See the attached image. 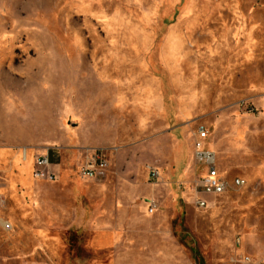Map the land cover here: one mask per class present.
Instances as JSON below:
<instances>
[{
    "label": "rangeland",
    "instance_id": "374dc122",
    "mask_svg": "<svg viewBox=\"0 0 264 264\" xmlns=\"http://www.w3.org/2000/svg\"><path fill=\"white\" fill-rule=\"evenodd\" d=\"M201 141L229 187L205 208ZM96 149L108 168L85 177ZM0 152V264H172L169 224L177 264H254L264 0H0ZM44 154L54 181L34 175Z\"/></svg>",
    "mask_w": 264,
    "mask_h": 264
},
{
    "label": "built area",
    "instance_id": "2783aa9c",
    "mask_svg": "<svg viewBox=\"0 0 264 264\" xmlns=\"http://www.w3.org/2000/svg\"><path fill=\"white\" fill-rule=\"evenodd\" d=\"M201 137L206 138L207 133L202 128ZM203 141L197 143V150L195 153V161L197 166L203 168V173L195 180V204L200 208L208 206L209 202L205 196H221L228 192V182L222 176L218 166V156L213 150L207 149ZM109 161L107 153L103 149H96L86 159L82 168V175L85 177H98L105 173L108 168ZM55 165L52 163L49 154L40 155L35 160L34 175L39 179L54 181L58 178V173L54 169ZM245 180L242 178H235V187H242ZM154 211V207L150 208V212ZM9 229L10 224L6 225ZM240 238L237 239V244H240Z\"/></svg>",
    "mask_w": 264,
    "mask_h": 264
},
{
    "label": "crops",
    "instance_id": "0c3cea01",
    "mask_svg": "<svg viewBox=\"0 0 264 264\" xmlns=\"http://www.w3.org/2000/svg\"><path fill=\"white\" fill-rule=\"evenodd\" d=\"M25 153V154H24ZM3 153L0 152V156L2 155ZM32 158H33V155H32V152H29V149H25V152H23V158L22 159H18V163L20 164V170L23 172V175L26 174V177L25 179L26 180H30L31 179V175H32ZM22 160V161H21ZM56 161V160H54ZM162 220H158L157 222H155L156 226H159L161 225V222ZM169 226L171 227V229L169 231L165 230V231H160L162 233V235H168V236H172L173 237V240H172V249H168L169 250V257L171 259H173V263L172 264H177L176 263V259H177V255H176V247H177V243H176V237H175V231H173V225L172 224H169ZM239 236V235H238ZM240 240H241V243L242 244V237H239ZM261 235L259 234H251V235H247L244 237L245 240H248V239H252L254 244L257 245L258 247H263L260 245L261 243ZM109 241V235H102V234H97L96 235V243L99 244V245H104L105 243H107ZM260 245V246H259ZM247 254L246 252H238L236 251L235 255L232 257V260L234 262L237 263H240V264H244V263H247L248 261L252 260V256ZM256 258L258 259L257 262H255L254 264H262L261 263V260L264 259V249H261V251H258L256 253Z\"/></svg>",
    "mask_w": 264,
    "mask_h": 264
}]
</instances>
